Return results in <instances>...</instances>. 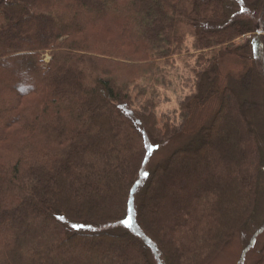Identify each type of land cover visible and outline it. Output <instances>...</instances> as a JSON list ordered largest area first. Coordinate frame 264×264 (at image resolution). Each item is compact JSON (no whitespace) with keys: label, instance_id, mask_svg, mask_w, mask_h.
Segmentation results:
<instances>
[{"label":"trees","instance_id":"trees-1","mask_svg":"<svg viewBox=\"0 0 264 264\" xmlns=\"http://www.w3.org/2000/svg\"><path fill=\"white\" fill-rule=\"evenodd\" d=\"M237 1L256 27L228 0H0V264H153L148 248L209 264L247 227L264 182V0ZM187 36L212 52L183 122L216 93L222 51L252 66L194 138L148 165L176 129L157 126L152 101L136 109L131 86ZM263 231L264 217L251 240Z\"/></svg>","mask_w":264,"mask_h":264},{"label":"rangeland","instance_id":"rangeland-1","mask_svg":"<svg viewBox=\"0 0 264 264\" xmlns=\"http://www.w3.org/2000/svg\"><path fill=\"white\" fill-rule=\"evenodd\" d=\"M228 5V9H231V15L243 20L249 19L253 27L257 26V19L252 17L240 2L228 0ZM244 40L245 37L236 39L234 41L235 46L243 44ZM193 45V36H187L178 55L174 54L169 59L157 61V67L151 72L150 76H141L131 86L133 106L136 109L145 108V102L150 100L153 102V106L148 107L153 108L158 123L157 126L163 128L164 124L167 123L170 129H176L173 135H170L161 143V147L159 146L157 150L151 153L148 165L162 159L165 151L170 153L179 145L194 138L198 130L209 122L218 108L221 88L225 85H233L235 82H230L231 79L237 78L248 66H252L251 59L243 60L236 56L234 52L225 53L222 51L218 56L216 93L202 103H196L197 100L191 102L190 116L183 122L180 118V104L193 94H197L199 99L201 93H197L196 83L199 74H202L207 66L200 56L206 57L212 52L210 50L195 49ZM13 56H17V54H12L9 57ZM42 58L43 62L47 63L50 56L48 53H43ZM23 71L24 73L27 72V70ZM253 112L256 113L252 116L256 124L255 129L260 135L261 144L264 146V122L260 120L264 118L261 117L259 108L253 109ZM262 185L260 191L257 192L256 210L247 227L233 236L221 251L215 253L217 256L209 264H264L258 261L261 252L264 250V231L251 240L253 231L260 227L264 217V182ZM131 221V218H129L119 224L121 226H131ZM67 225L70 229L72 228V224L67 223ZM77 227H73L76 228L73 230L87 231L96 228L95 226L81 224H78ZM86 242L91 243L93 241L88 240ZM147 255L153 264H164L163 256L157 249L155 252L152 248H148Z\"/></svg>","mask_w":264,"mask_h":264},{"label":"snow or ice","instance_id":"snow-or-ice-1","mask_svg":"<svg viewBox=\"0 0 264 264\" xmlns=\"http://www.w3.org/2000/svg\"><path fill=\"white\" fill-rule=\"evenodd\" d=\"M74 227H75V225H74Z\"/></svg>","mask_w":264,"mask_h":264}]
</instances>
